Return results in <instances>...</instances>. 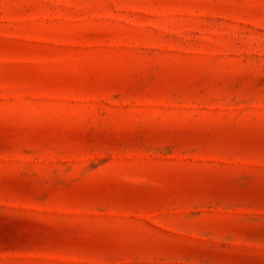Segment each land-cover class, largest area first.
<instances>
[{
  "label": "rangeland",
  "instance_id": "obj_1",
  "mask_svg": "<svg viewBox=\"0 0 264 264\" xmlns=\"http://www.w3.org/2000/svg\"><path fill=\"white\" fill-rule=\"evenodd\" d=\"M0 264H264V0H0Z\"/></svg>",
  "mask_w": 264,
  "mask_h": 264
}]
</instances>
